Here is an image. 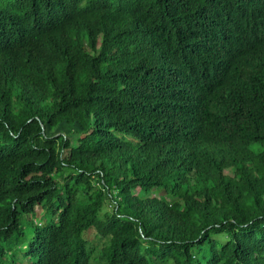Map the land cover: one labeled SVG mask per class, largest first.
<instances>
[{
    "label": "trees",
    "instance_id": "1",
    "mask_svg": "<svg viewBox=\"0 0 264 264\" xmlns=\"http://www.w3.org/2000/svg\"><path fill=\"white\" fill-rule=\"evenodd\" d=\"M0 264H264V0H0Z\"/></svg>",
    "mask_w": 264,
    "mask_h": 264
},
{
    "label": "clouds",
    "instance_id": "2",
    "mask_svg": "<svg viewBox=\"0 0 264 264\" xmlns=\"http://www.w3.org/2000/svg\"><path fill=\"white\" fill-rule=\"evenodd\" d=\"M98 47H99V43H98V45H97V48H98ZM85 48H86L87 50H89L87 46H86Z\"/></svg>",
    "mask_w": 264,
    "mask_h": 264
},
{
    "label": "rangeland",
    "instance_id": "3",
    "mask_svg": "<svg viewBox=\"0 0 264 264\" xmlns=\"http://www.w3.org/2000/svg\"><path fill=\"white\" fill-rule=\"evenodd\" d=\"M71 137H76V135H72ZM74 141V140H73Z\"/></svg>",
    "mask_w": 264,
    "mask_h": 264
}]
</instances>
